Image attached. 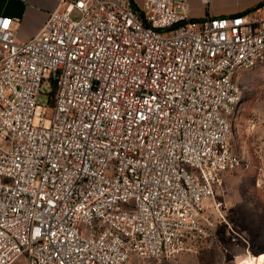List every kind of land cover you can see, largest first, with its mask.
<instances>
[{"label":"built area","instance_id":"built-area-1","mask_svg":"<svg viewBox=\"0 0 264 264\" xmlns=\"http://www.w3.org/2000/svg\"><path fill=\"white\" fill-rule=\"evenodd\" d=\"M13 22L0 19V264L228 251L204 211L240 164L232 118L240 74L264 62V0L203 17L190 0H59L28 40Z\"/></svg>","mask_w":264,"mask_h":264},{"label":"rangeland","instance_id":"rangeland-1","mask_svg":"<svg viewBox=\"0 0 264 264\" xmlns=\"http://www.w3.org/2000/svg\"><path fill=\"white\" fill-rule=\"evenodd\" d=\"M221 4L236 2L243 5L251 0H220ZM142 6L144 0H136ZM195 12L205 9L199 0H191ZM239 83L245 98L232 118L231 146L240 158V164L226 174L225 185L218 196L223 203L220 210L214 201L206 203L204 216L216 224L220 242L228 251L215 248L201 253H183L177 258L159 261L137 254L131 256V264H249L253 257L264 253V62L242 72ZM50 84H43L39 102L52 109ZM206 221V223L208 222ZM231 227L241 233L243 239L233 238ZM230 230V231H229ZM21 259L15 264H23Z\"/></svg>","mask_w":264,"mask_h":264},{"label":"crops","instance_id":"crops-1","mask_svg":"<svg viewBox=\"0 0 264 264\" xmlns=\"http://www.w3.org/2000/svg\"><path fill=\"white\" fill-rule=\"evenodd\" d=\"M191 1V0H190ZM202 12L198 13L191 7L192 15L203 17L209 15H223L240 12L256 7L261 0H251L243 5L236 2L221 4L220 0H213ZM59 5V0H0V19L10 16L14 19L13 27L18 40H28L39 33L46 24L50 13ZM226 180V175H225ZM25 264V261L24 263Z\"/></svg>","mask_w":264,"mask_h":264},{"label":"bare ground","instance_id":"bare-ground-1","mask_svg":"<svg viewBox=\"0 0 264 264\" xmlns=\"http://www.w3.org/2000/svg\"><path fill=\"white\" fill-rule=\"evenodd\" d=\"M249 264H264V253H262L258 258L253 257Z\"/></svg>","mask_w":264,"mask_h":264},{"label":"water","instance_id":"water-1","mask_svg":"<svg viewBox=\"0 0 264 264\" xmlns=\"http://www.w3.org/2000/svg\"><path fill=\"white\" fill-rule=\"evenodd\" d=\"M139 12H140V14L142 15V12H141V10L139 9Z\"/></svg>","mask_w":264,"mask_h":264}]
</instances>
